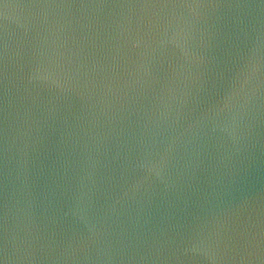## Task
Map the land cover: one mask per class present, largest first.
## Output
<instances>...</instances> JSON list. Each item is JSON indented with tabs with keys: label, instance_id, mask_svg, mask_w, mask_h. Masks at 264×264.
<instances>
[{
	"label": "water",
	"instance_id": "1",
	"mask_svg": "<svg viewBox=\"0 0 264 264\" xmlns=\"http://www.w3.org/2000/svg\"><path fill=\"white\" fill-rule=\"evenodd\" d=\"M0 264H264V0H0Z\"/></svg>",
	"mask_w": 264,
	"mask_h": 264
}]
</instances>
